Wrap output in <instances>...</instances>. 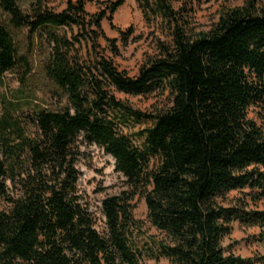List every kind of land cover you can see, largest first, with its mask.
Instances as JSON below:
<instances>
[{
	"label": "trees",
	"instance_id": "trees-1",
	"mask_svg": "<svg viewBox=\"0 0 264 264\" xmlns=\"http://www.w3.org/2000/svg\"><path fill=\"white\" fill-rule=\"evenodd\" d=\"M94 1L68 0L54 13L44 0L25 12L0 0V79L26 63L10 30H27L47 38L43 72L66 102L31 116L10 105L0 112V264H264V255L243 259L223 246L235 223L264 228V129L250 117L264 108V0H242L196 34L171 0H137L167 41L135 77L100 51L103 41L119 55L102 22L123 1L90 16ZM119 33L126 45L132 32ZM158 92L170 105L156 112L116 98ZM83 144L110 156L127 187L101 202L102 227L79 188ZM137 195L156 235L133 217Z\"/></svg>",
	"mask_w": 264,
	"mask_h": 264
},
{
	"label": "rangeland",
	"instance_id": "rangeland-1",
	"mask_svg": "<svg viewBox=\"0 0 264 264\" xmlns=\"http://www.w3.org/2000/svg\"><path fill=\"white\" fill-rule=\"evenodd\" d=\"M68 0H44L46 9L54 13H61L66 9ZM76 2V0H70ZM114 2L116 0H96L86 4L88 15L98 14L103 7L99 3ZM123 5L109 21L102 22V31L106 38L114 40L119 55L113 57L107 49L106 43L100 41L101 49L111 58L115 66L124 71L129 77H135L140 67L158 55L157 42L167 41L160 28L145 23L137 0H122ZM34 0H17L20 9L25 12ZM176 10H184L188 15L189 26L193 33L208 32L217 23L222 12L233 8H240L242 0H171ZM6 17L0 11V22ZM17 48L18 57L26 62H18L16 68L3 75L0 79V112L3 107L12 106L23 111L24 115L31 116L34 111H57L65 106V100L56 87L45 77L44 64L50 54V47L46 37L31 38L27 30L11 31ZM119 32L132 36L126 45L123 44ZM76 33V30H74ZM58 34L67 38L71 32L61 29ZM84 55V52L81 53ZM116 98L141 112H156L169 107L168 92H158L148 97H130L116 94ZM264 108L252 109L250 117L256 118L264 129ZM80 155L77 168L81 174L79 180L80 192L91 212L98 220L99 227L103 225L101 216V202L112 196H118L127 191L125 179L115 171L114 160L96 146H80ZM233 193L228 200L239 198ZM133 217L139 221L146 232L156 235L147 220V208L144 199L135 196L131 202ZM255 206H252L254 208ZM258 210L264 211V201L258 204ZM223 246L229 248L233 254L243 259L264 255V228L243 227L239 223L232 225L231 234L224 239Z\"/></svg>",
	"mask_w": 264,
	"mask_h": 264
}]
</instances>
